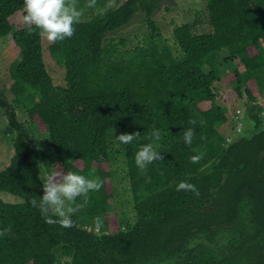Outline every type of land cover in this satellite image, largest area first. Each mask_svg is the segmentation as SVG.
Listing matches in <instances>:
<instances>
[{
    "label": "trees",
    "instance_id": "16d2710c",
    "mask_svg": "<svg viewBox=\"0 0 264 264\" xmlns=\"http://www.w3.org/2000/svg\"><path fill=\"white\" fill-rule=\"evenodd\" d=\"M118 1V0H117ZM158 0H74L95 6L80 17L71 37L51 42L48 53L64 68V85L55 84L43 56L42 34L13 30L11 17L23 0H0V37L10 36L19 56L8 86L0 93L6 133L14 135V153L0 170V264H56L57 252L69 264H264V116L247 104L250 136L228 142L218 128L227 121L213 84L220 66L231 68L234 87L223 101L264 96V0H205L211 33L175 25L173 45L156 32L152 20ZM72 2V0H70ZM142 10L150 28L134 48L108 35L127 26ZM122 46L121 48H119ZM220 51L224 58L216 64ZM45 134L62 172L74 171L102 181L97 191L71 206L72 224H48L30 201L42 195L40 155L26 122ZM194 121V123H193ZM156 127L165 130L161 160L143 170L135 152L149 142ZM194 131L192 143L182 134ZM139 138L121 145L125 156L135 221L125 229L107 211L113 200L109 133ZM202 159L192 163L190 156ZM181 181L196 185L199 195L176 191ZM114 224V223H113Z\"/></svg>",
    "mask_w": 264,
    "mask_h": 264
},
{
    "label": "rangeland",
    "instance_id": "374dc122",
    "mask_svg": "<svg viewBox=\"0 0 264 264\" xmlns=\"http://www.w3.org/2000/svg\"><path fill=\"white\" fill-rule=\"evenodd\" d=\"M122 0H108L106 6L117 5ZM158 8L155 10L152 20L156 25V32H160L163 39L168 40L169 44L173 45L172 30L175 25L187 23L191 25L194 33H211L212 29L208 24V17L206 11L205 0H158ZM101 8V7H100ZM97 6L91 11L87 7L80 9L83 18L88 19L91 12H97ZM145 19V13L142 10L136 12L130 23L108 36L113 38L114 44H119V40H125V48H134L137 43L143 40L146 33L150 32V28L147 25ZM13 30L20 29L23 26L22 12L14 14L11 19ZM43 44V56L46 63L48 72L50 73L53 82L55 84L64 85V68L55 63L48 53V46L51 42L47 41L42 35ZM225 52L220 51L217 53L215 62L219 65V62L224 58ZM19 60L18 54L12 48L10 42V36L0 37V93L11 101L13 96L10 93L8 86L11 83L10 73ZM221 71V79L213 84V89L217 97L218 103L225 110L227 115V121L222 124L218 130L223 134L225 139L230 142L233 138L245 135L250 136V130L248 127L251 125V120L245 115V107L250 105L252 108L261 110V114L264 116V96L259 97L255 103H247V99L243 96L241 99L234 98L229 103H225L223 100V94L225 91L232 89L235 83L229 82V75L232 73V69L227 67H219ZM16 108L18 119L22 122H26L27 131L37 142L39 155H40V174L44 175L45 166L53 168L55 165V155L52 147L49 143L47 136L39 132L35 125L27 122V114L21 105L13 104ZM6 119L0 110V170L4 169L14 153L12 142L14 135L6 133ZM118 135L117 130H113L109 133V144L113 151L110 158V170H111V185L113 188V200L110 203V207L107 211V219L111 222L110 228L119 223L122 229H125L128 225H132L135 221V211L133 207V199L129 186V178L127 173V166L125 156L121 151L120 146L117 147L113 135ZM0 197L5 201L18 202L21 201L18 197L11 195L7 192H0ZM82 197V196H81ZM72 202H69L67 206H71ZM114 223V224H113ZM57 252L56 264H69L70 258L64 257Z\"/></svg>",
    "mask_w": 264,
    "mask_h": 264
},
{
    "label": "clouds",
    "instance_id": "9594fccd",
    "mask_svg": "<svg viewBox=\"0 0 264 264\" xmlns=\"http://www.w3.org/2000/svg\"><path fill=\"white\" fill-rule=\"evenodd\" d=\"M95 0H89L88 6H94ZM22 23L28 32L38 31L49 42L63 40L74 33V25L79 23L82 15L77 4L72 0H23ZM194 123V121H193ZM166 129L154 127L150 133L149 142L142 144L135 152L136 166L143 170L154 160H161L159 148L162 136ZM113 135V133H112ZM194 131L188 128L182 134L185 144H191ZM117 147L128 145L139 138L133 133H120L113 135ZM202 159L200 154L190 156L192 163ZM42 195H35L30 204L36 208L44 221L48 224H60L69 227L72 224L71 214L77 208L67 206L78 197L86 196L90 191H97L102 185L98 179H90L74 171L62 172L55 168L45 166L42 179ZM176 191H191L199 195L196 185L188 181H181L175 186ZM0 229V236L5 234Z\"/></svg>",
    "mask_w": 264,
    "mask_h": 264
}]
</instances>
